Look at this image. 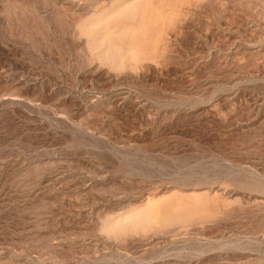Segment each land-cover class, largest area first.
Listing matches in <instances>:
<instances>
[{
	"label": "rangeland",
	"instance_id": "obj_1",
	"mask_svg": "<svg viewBox=\"0 0 264 264\" xmlns=\"http://www.w3.org/2000/svg\"><path fill=\"white\" fill-rule=\"evenodd\" d=\"M0 264H264V0H0Z\"/></svg>",
	"mask_w": 264,
	"mask_h": 264
}]
</instances>
